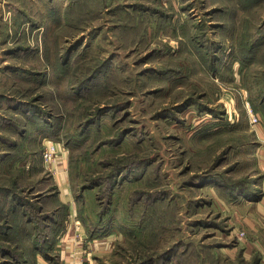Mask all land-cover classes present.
I'll use <instances>...</instances> for the list:
<instances>
[{
	"label": "rangeland",
	"instance_id": "1",
	"mask_svg": "<svg viewBox=\"0 0 264 264\" xmlns=\"http://www.w3.org/2000/svg\"><path fill=\"white\" fill-rule=\"evenodd\" d=\"M262 130L264 0H0V264L69 221L88 264H262L228 248Z\"/></svg>",
	"mask_w": 264,
	"mask_h": 264
},
{
	"label": "crops",
	"instance_id": "2",
	"mask_svg": "<svg viewBox=\"0 0 264 264\" xmlns=\"http://www.w3.org/2000/svg\"><path fill=\"white\" fill-rule=\"evenodd\" d=\"M259 142L255 148L259 161V168L264 175V131H260ZM62 172V171H61ZM258 185V186H257ZM68 180L65 178V187ZM59 198L62 202L69 204V211L72 210L68 198V191H63ZM232 203L240 204L241 213L233 212L231 221L233 231H236L237 241L229 244L230 257L234 258L237 251H241L245 261L250 260L251 255L258 253L259 261L264 264V181H259L254 189L248 194H240ZM74 211V210H73ZM72 211V212H73ZM241 229L243 235L237 234ZM80 227L75 222L67 224L66 230L58 243V251L49 248L50 256L44 254L45 258L36 255L31 264H83L82 251H85L83 240L80 238ZM108 236L99 240L100 247L107 249ZM234 254V255H233ZM28 261V260H27Z\"/></svg>",
	"mask_w": 264,
	"mask_h": 264
},
{
	"label": "built area",
	"instance_id": "3",
	"mask_svg": "<svg viewBox=\"0 0 264 264\" xmlns=\"http://www.w3.org/2000/svg\"><path fill=\"white\" fill-rule=\"evenodd\" d=\"M255 123H258V118L255 117L254 119ZM44 152H43V157L44 160L47 161L48 163H52L54 161V158L57 156L58 153L63 152L64 147L61 143L54 141L52 139H48L47 141L44 142ZM83 264H88L87 262L89 261L88 258H84Z\"/></svg>",
	"mask_w": 264,
	"mask_h": 264
},
{
	"label": "trees",
	"instance_id": "4",
	"mask_svg": "<svg viewBox=\"0 0 264 264\" xmlns=\"http://www.w3.org/2000/svg\"><path fill=\"white\" fill-rule=\"evenodd\" d=\"M92 186H93V184H92V185H89L88 187H92ZM250 191H251V190H250ZM250 191L247 192V193H246V191H243L242 193H243V194H248V193H250ZM46 249H47V248H46ZM45 254H46V253H45ZM258 259H259V257L257 258V261H258Z\"/></svg>",
	"mask_w": 264,
	"mask_h": 264
}]
</instances>
